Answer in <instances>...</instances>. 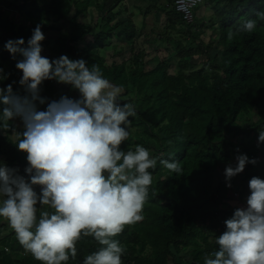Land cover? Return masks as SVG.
I'll return each instance as SVG.
<instances>
[{"label": "trees", "instance_id": "obj_1", "mask_svg": "<svg viewBox=\"0 0 264 264\" xmlns=\"http://www.w3.org/2000/svg\"><path fill=\"white\" fill-rule=\"evenodd\" d=\"M90 1L0 0V68L10 73L0 87L12 84L14 92L24 94L18 83L22 73L15 67L21 57L13 59L3 45L9 39L27 42L37 24L45 35L42 56L52 60L67 55L84 59L89 67L97 65L104 78L123 88L121 102L135 107L122 149L134 150L140 144L157 158V167L149 170L153 183L144 219L125 225L114 237L125 249L122 264H204L205 256L219 249L216 237L225 230L224 221L245 206L249 180L264 179V142L258 143L259 131H264V19L257 17L264 11V0H205L212 13L201 24H188L174 8L167 10L166 33L159 34L163 41L153 49L158 52L164 45L168 54L154 66L147 60L148 46L136 48L134 29L127 33L129 57L105 65L109 58L102 50L112 44L121 21L113 22L112 15L93 31L98 26L78 20ZM71 7L76 12L68 17ZM8 10L14 11V18ZM248 19L257 22L251 33L242 28ZM207 30L210 39L204 43ZM214 48L221 50L218 61L211 58ZM197 56L205 59L196 61ZM64 85L44 81L41 96L46 103L37 102L39 110L61 96L79 98L77 90ZM15 142L11 132H0V162L25 173L26 153ZM239 153L257 163L247 164L231 179V187L224 177L215 184L220 169L235 166ZM160 159L178 160L182 172H170ZM76 247L77 256L68 264H83L101 246L92 237H82ZM0 264H40L2 219Z\"/></svg>", "mask_w": 264, "mask_h": 264}, {"label": "clouds", "instance_id": "obj_2", "mask_svg": "<svg viewBox=\"0 0 264 264\" xmlns=\"http://www.w3.org/2000/svg\"><path fill=\"white\" fill-rule=\"evenodd\" d=\"M203 6L212 13L205 0L195 13ZM257 17L264 19V11ZM256 27L253 19L242 25L248 33ZM44 40L37 24L27 42L9 39L3 45L13 59L21 57L15 67L22 73L18 83L24 94L14 92L12 84L0 87V132H11L17 149L26 153L27 178L0 162V219L40 264H68L76 258L82 237H92L101 246L83 264H122L125 249L114 237L125 225L144 219L153 183L149 170L157 167V158L140 144L128 151L121 147L130 136L129 118L136 116L135 107L120 100L123 88L82 58L42 56ZM9 75L0 68V84ZM51 80L70 85L79 98L61 96L39 110L37 102L46 103L41 85ZM20 126L22 131L17 130ZM260 142L264 131H259ZM235 160V166L225 168L227 187L247 164L257 163L244 153ZM159 163L172 173L182 172L178 160ZM248 187L246 206L224 221L225 230L216 237L219 249L205 256L204 264H264V179L253 176Z\"/></svg>", "mask_w": 264, "mask_h": 264}, {"label": "crops", "instance_id": "obj_3", "mask_svg": "<svg viewBox=\"0 0 264 264\" xmlns=\"http://www.w3.org/2000/svg\"><path fill=\"white\" fill-rule=\"evenodd\" d=\"M98 2L97 0H93L92 3L90 1V4H88L90 6L88 13L90 14L96 8L101 10L99 17L96 18L97 20L93 21L96 22L94 26H98V28H95L94 31L99 30L100 20L104 25L105 19L112 15V19L114 20L113 22L121 21L119 18L122 20L125 18L127 23L131 24V30H135V36H137L136 31L138 30L137 28L139 24L143 26V29L141 28L142 33L144 31L148 32L146 33L147 35H143V37H145L141 40H137V37L135 38L136 43L141 42L146 45L147 43L153 44V42L160 40L161 38L159 34L161 32L166 33V30H164L166 28V11L173 8V0H98ZM208 8L209 7L206 8L203 6L200 8V11L204 14ZM138 21L140 22L139 24ZM124 25L125 22L115 30V33H118V29L127 31L128 29L126 30L122 28ZM175 35H183V32ZM189 38V35H187L188 40ZM147 46L153 48L151 45Z\"/></svg>", "mask_w": 264, "mask_h": 264}, {"label": "rangeland", "instance_id": "obj_4", "mask_svg": "<svg viewBox=\"0 0 264 264\" xmlns=\"http://www.w3.org/2000/svg\"><path fill=\"white\" fill-rule=\"evenodd\" d=\"M38 1L40 3H46V2L51 1V0H38ZM97 2H98V0H97ZM0 10H1V5H0ZM7 12H8L7 15L9 17H11V18L12 17L13 18L15 17V15L13 13L14 11L8 10ZM75 12H76L75 8H72V11L70 13H68L67 16L68 17L70 15L74 16L75 15ZM87 13H88V9H87L86 12L83 13V15H81V16L78 17V20L81 21V22H83V23H86V24L94 25L96 22H93V21L94 20H97L96 18L99 17V15L101 13V10L98 9V8H96V9L93 10V12L91 14L90 13L87 14ZM210 13L211 12L209 11V9H207L204 12V14L201 11L196 12L195 13V22L194 23L201 24L202 18H204V17H206L207 19L211 18L210 17ZM72 16H70V17H72ZM119 20H121V24H123L125 22V25L122 28H124L126 30L128 29V30L127 31H123L122 29H118V33H115V37H114V40H113L114 42L111 45L105 47L102 50V51H104V53L107 54V56L109 58L107 60V62L105 63L106 66H110L113 61H117V62L124 61L125 59H127V57H129L128 55L130 54V51H131V47L132 46H131L130 43H128V39L126 38V36H128L126 34V32L127 33L131 32V24L130 23H127V20L125 18H124V20H122L121 18H119ZM99 23H100V25H102L101 20H100ZM139 23L140 22L138 21V24ZM207 26L208 27H211L209 23H208ZM95 28H97V27H95ZM141 28L143 29V26L139 24L138 25V28H137L138 30L136 31L137 36L134 37V38L137 37V40L143 39L145 37V36L143 37V35H147L146 33H148L146 31H144L142 33ZM164 30H166V29H164ZM206 32L208 33V35L202 37L204 43H207L209 41V39H210V36L209 35L211 34V31L210 30H207ZM119 35H121L122 37L118 38ZM162 41L163 40H158V41L153 42V44L152 43H150V44L147 43V45H151V46H154V47L155 46H159L162 43ZM147 45L144 44V43H141V42H137L136 43V48H138L140 46H145L146 47ZM148 50H150V53H147V60H149L150 61V64L153 65V66L156 65L160 60H162V58H164L168 54V51L165 50V46L164 45L161 46V50L158 51V52L155 51L152 47H148ZM220 52H221V50H219V49H216V48L212 49L211 50V58H214V59H216V61H218L219 60V54H220ZM198 57L199 56L195 57L196 58L195 59L196 61H202L203 59H205V57H202V58L201 57L198 58ZM175 68H176V66L173 65L170 68L169 72L172 74L175 71ZM64 87L67 88V86H65V85H64ZM244 118L247 119L248 118V115L244 116ZM16 123L17 124H20V122L18 120L16 121ZM263 172L264 171H262V173ZM224 173H225V168H221L220 171H219V175H217L216 178H215V181H214L215 184H217L219 182V180L225 178ZM20 175H24L27 178V174L26 173H20ZM36 190L39 192V186H36ZM248 195H250V192H249ZM246 199H247V197H246ZM238 202H239L238 199H234V203H238ZM244 203H245V201H244ZM244 205L246 206V204H244ZM227 208L228 207H226V209Z\"/></svg>", "mask_w": 264, "mask_h": 264}, {"label": "built area", "instance_id": "obj_5", "mask_svg": "<svg viewBox=\"0 0 264 264\" xmlns=\"http://www.w3.org/2000/svg\"><path fill=\"white\" fill-rule=\"evenodd\" d=\"M203 3L204 0H174V7L187 23H191L195 20L196 9Z\"/></svg>", "mask_w": 264, "mask_h": 264}, {"label": "bare ground", "instance_id": "obj_6", "mask_svg": "<svg viewBox=\"0 0 264 264\" xmlns=\"http://www.w3.org/2000/svg\"><path fill=\"white\" fill-rule=\"evenodd\" d=\"M1 5V4H0ZM1 7H2V5H1ZM183 18V17H182ZM184 20V19H183ZM185 21V20H184ZM186 22V21H185ZM187 23V22H186ZM192 23V22H191ZM191 23H188V24H191Z\"/></svg>", "mask_w": 264, "mask_h": 264}]
</instances>
